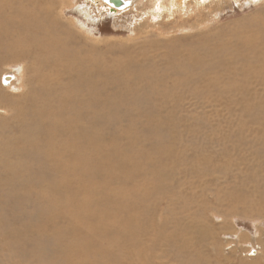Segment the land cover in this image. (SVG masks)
<instances>
[{"label": "rangeland", "instance_id": "rangeland-1", "mask_svg": "<svg viewBox=\"0 0 264 264\" xmlns=\"http://www.w3.org/2000/svg\"><path fill=\"white\" fill-rule=\"evenodd\" d=\"M21 1L28 9L32 6L27 1L41 6L53 18L55 12L62 9L60 21L75 34V45L81 48L82 54L93 53L92 59L98 58L107 76L131 68L139 70L138 66L147 69L146 81L138 82L141 86L137 91L138 100L134 96H131L133 99L125 98L122 107L116 109L117 113L116 110L111 113L116 120L103 125V133L107 136L115 131L120 142H127L130 134L139 133L151 117L150 134L146 136L153 137L159 131L165 133L162 139L165 143L161 140L159 145L163 156L158 168L163 172L167 162L165 171L171 176L166 180L169 189H157L150 176L148 188L153 193L168 190L171 197L169 195L167 200L169 204L162 203L157 209L151 206L152 202H146L149 209L157 211V220L154 219V229L151 228L146 237L138 238L141 244L136 247L142 253L136 249L133 253L129 247L125 253L132 257L115 261L119 264H264V217L229 213L232 204H217V197L222 199L230 193L241 196L245 192V200L250 198V202L261 206L256 193L252 192L255 184L264 177V165L260 166L256 158L261 147L240 142L237 136L242 133L245 140L256 137V131L264 125V41L261 38L264 33V0H187L176 2L174 6H168L167 0H160L159 4L163 6H157V9L155 0H138L132 7L115 12L102 1ZM48 1L50 3L46 6ZM55 29L63 36L59 25ZM258 38L263 44L255 42ZM254 46H257L255 50ZM243 67L247 68L246 72ZM11 74L13 79L8 87L2 78ZM27 77H31L28 63L10 55L0 58V93H21ZM145 82L148 88H145ZM131 102H135L134 110L127 109L131 108ZM133 119L134 127L131 126ZM10 135L3 133V136ZM235 176L236 180L233 179ZM236 186L242 190H235ZM208 193L212 196L207 197ZM191 198L193 201L189 204ZM208 204L210 208L205 206ZM213 205L220 211L224 208V212L215 214L212 211L217 210ZM248 208L251 207L248 205ZM236 209L240 212L241 207ZM55 210L61 212L57 207ZM7 211L2 210L4 218L10 222L8 213L12 211ZM57 220L55 225L67 230L74 217L72 215L70 219V214L62 210ZM91 224H85L86 230ZM201 230L204 232L199 234ZM51 238L67 242L70 237L69 234L61 235L62 240L52 233ZM151 238L154 245L149 248ZM32 243V237L28 236L26 241L13 248H1L0 264H46L48 257L44 254L51 252L35 254ZM248 249H256L257 254L250 256ZM108 250L118 257L112 247L108 246ZM61 255L62 251L58 249L51 253L55 259ZM82 257L74 259L76 261L71 264H78ZM107 259L112 260L109 264L114 261L113 257Z\"/></svg>", "mask_w": 264, "mask_h": 264}, {"label": "bare ground", "instance_id": "bare-ground-1", "mask_svg": "<svg viewBox=\"0 0 264 264\" xmlns=\"http://www.w3.org/2000/svg\"><path fill=\"white\" fill-rule=\"evenodd\" d=\"M91 1H102L115 12L132 7L140 0H121V6H114L108 0ZM167 1L168 6H174L176 2L187 0ZM155 2L156 9L157 6H163L159 4L160 0ZM27 3L32 8L28 9L21 0H0V58L5 55L17 57L28 63L31 71V77L22 83L24 91L17 94L0 93V120H3L2 127L0 123V249L13 248L30 236L33 240L32 252L35 254L52 253L54 249L62 251L58 259L52 258L51 253L44 254L48 257L46 264H71L80 256L83 257L78 260V264H109L112 261H108L109 257L114 258L112 264H119L115 259L129 256V253H125L129 247L133 253H136L134 249L142 253L136 247L141 244L138 238L142 240L151 228L154 229V219L157 220L155 209L162 203L169 204L167 200L171 193L166 190L169 189L167 177L170 180L171 176L165 171L168 163L165 162L163 172L158 168L162 162L163 152L159 145L164 132L160 133V128H157L159 132L155 136H146L150 134L151 117L147 115L144 127L140 128L139 133L136 131L137 135L134 133L136 136L130 134L127 142H120L115 131L107 136L103 133V125H110L112 120H116V116L112 117L111 113L122 107L124 99L139 96L137 91L141 86H138V82L146 81L147 69L138 66L139 70L131 68L115 76H107L98 58L92 59L95 56L93 53L82 54L81 48L75 45V34L60 21L62 9L59 8L53 18L41 6L33 5L30 1ZM57 25L63 36L57 33ZM261 38L264 41V33ZM261 38L255 42L261 45ZM114 68L119 69L117 66ZM243 69L247 71L246 67ZM12 79L13 74L2 78L8 87ZM146 84L145 88H148ZM134 103L131 102V108L127 109L134 110ZM105 117L109 119L105 120ZM132 121L131 126L134 125V119ZM168 129L167 132H170ZM4 132L11 135L3 136ZM242 135L237 136L240 142L251 143L252 147L259 144L261 149L257 153L260 154L256 158L260 166L264 165V125L256 131V137L245 140ZM149 176L157 189L166 188V194L163 191L153 193L148 188ZM233 179L236 180V176ZM263 186L264 177L255 184V191H252L256 193L261 206L257 202H250V198L245 200V192L241 193L242 197L235 192L237 195H221V199L216 196L220 192L215 191V198L219 199L217 204H232L229 213L264 217ZM236 187L235 190H242ZM62 194L67 197H62ZM211 196L207 194V197ZM251 198H254L253 194ZM192 199H189V204ZM149 201L155 209H149L150 205H146ZM27 205L29 207H25ZM205 206L210 208L209 204ZM55 207L70 214V219L73 215L74 222H70L67 230L55 225L61 213ZM237 207H241L240 212H236L239 210ZM214 208L217 211L212 212L217 215L224 212V208L223 211ZM2 210L12 211L8 213L10 222L4 218ZM89 223L92 224L86 230L85 224ZM203 232L201 230L199 234ZM52 233L59 239L64 234H69L70 238L62 242L51 238ZM151 240L148 241L149 248L154 245ZM103 243L108 245L104 246ZM108 246L118 253V257L108 250ZM247 252L250 256L257 254L256 249H248ZM107 253L110 254L107 256Z\"/></svg>", "mask_w": 264, "mask_h": 264}, {"label": "water", "instance_id": "water-1", "mask_svg": "<svg viewBox=\"0 0 264 264\" xmlns=\"http://www.w3.org/2000/svg\"><path fill=\"white\" fill-rule=\"evenodd\" d=\"M108 2L112 3L114 6L123 5L121 0H108Z\"/></svg>", "mask_w": 264, "mask_h": 264}]
</instances>
